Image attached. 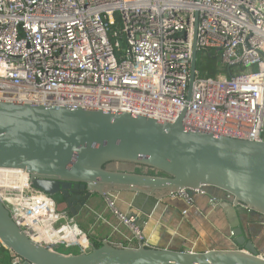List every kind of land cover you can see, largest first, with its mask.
<instances>
[{
	"label": "built area",
	"instance_id": "obj_1",
	"mask_svg": "<svg viewBox=\"0 0 264 264\" xmlns=\"http://www.w3.org/2000/svg\"><path fill=\"white\" fill-rule=\"evenodd\" d=\"M195 25L197 53L216 51L234 74L201 79L196 71L189 91ZM0 102L165 124L185 111L184 127L264 143V0H0ZM191 192L167 198L184 204L182 216L207 195ZM114 194L104 197L107 208L135 244L149 246L140 215L117 209ZM0 202L34 243L91 250L73 218L22 170L0 169ZM215 249L247 253L231 232ZM9 254L11 264H28Z\"/></svg>",
	"mask_w": 264,
	"mask_h": 264
},
{
	"label": "water",
	"instance_id": "obj_2",
	"mask_svg": "<svg viewBox=\"0 0 264 264\" xmlns=\"http://www.w3.org/2000/svg\"><path fill=\"white\" fill-rule=\"evenodd\" d=\"M195 43L196 25L189 91L196 73ZM184 113L165 124L125 113L0 102V169L22 170L33 188L83 220L107 194L160 201L180 190L190 196L199 188L208 196L218 192L234 243L247 253L102 241L87 253L63 255L58 247H43L23 234L1 202L0 245L28 264H264L252 240L255 232L237 218L247 212L264 220V143L184 127Z\"/></svg>",
	"mask_w": 264,
	"mask_h": 264
},
{
	"label": "crops",
	"instance_id": "obj_3",
	"mask_svg": "<svg viewBox=\"0 0 264 264\" xmlns=\"http://www.w3.org/2000/svg\"><path fill=\"white\" fill-rule=\"evenodd\" d=\"M114 196L117 197V209L121 212L138 213L140 215L138 224L142 228L147 243L152 247L196 253L208 251L222 247L225 237L231 231L219 206L209 204L211 197L221 198V194L218 192L209 196L195 197V207L190 210L187 216L181 215V211L185 208L181 201L170 199L158 201L152 197L126 192L115 193ZM91 209L92 215L87 220L75 219L70 216L91 245L102 241H110L116 245L127 247L131 244L136 245L130 231L118 222L117 218L107 208L104 200L92 204ZM59 210L64 211L62 207H59ZM197 214L203 217L200 223L207 226L205 232L208 231L211 237L204 244L199 242L198 236L194 234L190 227L192 217ZM237 218L243 228L246 224H250L249 226L257 236L254 245L259 255L264 257V220H261L258 216L246 215L243 212L238 213ZM255 219L258 221L257 228L252 224ZM260 228L262 229L260 230ZM258 240L261 243H256ZM260 246L263 248L261 251H259Z\"/></svg>",
	"mask_w": 264,
	"mask_h": 264
},
{
	"label": "trees",
	"instance_id": "obj_4",
	"mask_svg": "<svg viewBox=\"0 0 264 264\" xmlns=\"http://www.w3.org/2000/svg\"><path fill=\"white\" fill-rule=\"evenodd\" d=\"M197 63L196 71L198 77L201 79H214L217 76H225L227 78L233 76L234 72L231 69H226L221 65L219 54L216 51H206L197 53ZM58 202H60L58 200ZM96 247L100 246V243L94 244ZM64 246H57L58 248ZM67 249L74 250L73 253H65L63 255H76L77 252L75 247H66ZM0 264H11L9 252L0 245Z\"/></svg>",
	"mask_w": 264,
	"mask_h": 264
},
{
	"label": "rangeland",
	"instance_id": "obj_5",
	"mask_svg": "<svg viewBox=\"0 0 264 264\" xmlns=\"http://www.w3.org/2000/svg\"><path fill=\"white\" fill-rule=\"evenodd\" d=\"M196 67H198V63H196ZM55 199H54V201H55ZM200 220H203V217L199 216L198 214L196 216H193L192 219H191V222H190V225H191L190 227H191L192 231L194 232V234L198 236V238H199L198 240H200L199 242L202 243V244H204L205 241H209V238H211V237H210L208 231L205 232V229L207 228V226H205L202 223H200L201 222ZM256 220L257 219H255V221H252V224L255 226V228L258 227V225H257V222L258 221H256ZM261 229L262 228H260V230ZM263 231H264V228H263ZM260 234H262V233H260ZM256 237L257 236H253L252 237V240H255ZM256 243H261V242L258 240ZM218 248H221V247H218ZM262 249H263L262 246H260L259 251H261ZM76 250H77V248H76ZM57 252L60 253V254H65V253L68 254V253H73L75 251L74 250L67 249L65 246H61V247H59L57 249ZM77 252H79V251L77 250Z\"/></svg>",
	"mask_w": 264,
	"mask_h": 264
},
{
	"label": "flooded vegetation",
	"instance_id": "obj_6",
	"mask_svg": "<svg viewBox=\"0 0 264 264\" xmlns=\"http://www.w3.org/2000/svg\"><path fill=\"white\" fill-rule=\"evenodd\" d=\"M117 169H118V166L117 165H114L113 168H112V170H117ZM82 196H84V194H82ZM57 207H58V205H57ZM59 207H62L64 209V206L62 204H59ZM64 211L67 212L70 215V213L68 212V210H65L64 209Z\"/></svg>",
	"mask_w": 264,
	"mask_h": 264
},
{
	"label": "bare ground",
	"instance_id": "obj_7",
	"mask_svg": "<svg viewBox=\"0 0 264 264\" xmlns=\"http://www.w3.org/2000/svg\"><path fill=\"white\" fill-rule=\"evenodd\" d=\"M68 231V230H67Z\"/></svg>",
	"mask_w": 264,
	"mask_h": 264
}]
</instances>
